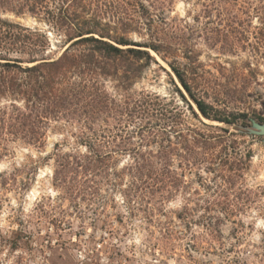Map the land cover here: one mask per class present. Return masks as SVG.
I'll return each mask as SVG.
<instances>
[{
	"label": "rangeland",
	"instance_id": "rangeland-1",
	"mask_svg": "<svg viewBox=\"0 0 264 264\" xmlns=\"http://www.w3.org/2000/svg\"><path fill=\"white\" fill-rule=\"evenodd\" d=\"M90 11L112 36L160 47L135 77L117 61L98 78L108 98L100 104L175 106L179 131L211 137V151L195 168L173 159L183 183L161 205L148 201L160 210L148 217L118 188L74 203L53 186L56 147L77 148L76 128L52 123L40 148L9 144L0 159V264H264V142L246 132L264 120V0H99ZM0 18L37 30L49 56L60 55L64 38L43 20ZM174 70L212 116L235 125L201 117ZM176 134L167 127L172 142ZM126 160L115 156L119 169Z\"/></svg>",
	"mask_w": 264,
	"mask_h": 264
},
{
	"label": "trees",
	"instance_id": "trees-1",
	"mask_svg": "<svg viewBox=\"0 0 264 264\" xmlns=\"http://www.w3.org/2000/svg\"><path fill=\"white\" fill-rule=\"evenodd\" d=\"M95 3L99 0H0L1 13L43 20L64 38L60 55L50 57L45 35L0 18V159L9 144L40 148L52 123L68 124L76 128L72 138L77 148L64 153L56 147L53 186L74 203L102 198L104 185L118 188L123 202L135 201L137 211L150 217L160 210L147 207L148 201L161 205L183 183L173 159H178V169L182 164L202 166L211 137L179 131L183 113L175 106L100 104L108 98L98 78L118 67L117 61H126L125 73L135 77L142 69L139 62L153 61L149 50L159 55L160 47L112 36L90 11ZM174 73L201 117L235 125L236 119L212 116L210 107L194 99ZM240 117L249 125L245 115ZM253 120L264 125L260 117ZM127 121L134 126L130 131L123 127ZM169 126L177 133L174 142L167 136ZM116 155L127 159L120 169Z\"/></svg>",
	"mask_w": 264,
	"mask_h": 264
},
{
	"label": "water",
	"instance_id": "water-1",
	"mask_svg": "<svg viewBox=\"0 0 264 264\" xmlns=\"http://www.w3.org/2000/svg\"><path fill=\"white\" fill-rule=\"evenodd\" d=\"M248 135L260 137L264 142V125L254 120H250V127L246 129Z\"/></svg>",
	"mask_w": 264,
	"mask_h": 264
}]
</instances>
